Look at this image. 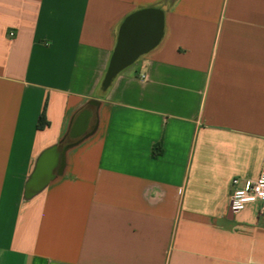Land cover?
Masks as SVG:
<instances>
[{
	"label": "crops",
	"instance_id": "obj_1",
	"mask_svg": "<svg viewBox=\"0 0 264 264\" xmlns=\"http://www.w3.org/2000/svg\"><path fill=\"white\" fill-rule=\"evenodd\" d=\"M262 169L264 0H0V264H264Z\"/></svg>",
	"mask_w": 264,
	"mask_h": 264
},
{
	"label": "water",
	"instance_id": "obj_2",
	"mask_svg": "<svg viewBox=\"0 0 264 264\" xmlns=\"http://www.w3.org/2000/svg\"><path fill=\"white\" fill-rule=\"evenodd\" d=\"M163 32V14L155 9H145L129 16L123 23L118 45L104 81L107 88L115 75L135 61L141 54L156 45Z\"/></svg>",
	"mask_w": 264,
	"mask_h": 264
},
{
	"label": "built area",
	"instance_id": "obj_3",
	"mask_svg": "<svg viewBox=\"0 0 264 264\" xmlns=\"http://www.w3.org/2000/svg\"><path fill=\"white\" fill-rule=\"evenodd\" d=\"M9 35L12 37L15 33L10 32ZM253 203H261L264 208V169L260 171L255 180H248L243 185H240L238 178L232 180L230 190L231 211L234 214L239 213Z\"/></svg>",
	"mask_w": 264,
	"mask_h": 264
},
{
	"label": "trees",
	"instance_id": "obj_4",
	"mask_svg": "<svg viewBox=\"0 0 264 264\" xmlns=\"http://www.w3.org/2000/svg\"><path fill=\"white\" fill-rule=\"evenodd\" d=\"M46 121H45V117L44 114H42L39 118V122H38V127L39 128H43L46 125ZM162 153V147L161 145H157L154 149H153V155L155 157L159 156Z\"/></svg>",
	"mask_w": 264,
	"mask_h": 264
}]
</instances>
